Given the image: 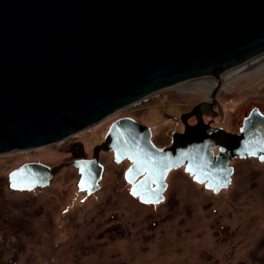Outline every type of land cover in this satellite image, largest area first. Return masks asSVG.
I'll use <instances>...</instances> for the list:
<instances>
[{
	"label": "water",
	"instance_id": "95a60500",
	"mask_svg": "<svg viewBox=\"0 0 264 264\" xmlns=\"http://www.w3.org/2000/svg\"><path fill=\"white\" fill-rule=\"evenodd\" d=\"M263 54L264 0H0V155L65 140L154 91L218 78ZM101 149L132 162L127 178L144 174L132 193L146 203L161 200L167 172L182 166L218 192L230 183L231 159L264 161V115L252 108L237 134L198 119L162 149L148 127L120 119L92 160L26 162L8 187L44 188L74 166L84 190Z\"/></svg>",
	"mask_w": 264,
	"mask_h": 264
},
{
	"label": "rangeland",
	"instance_id": "374dc122",
	"mask_svg": "<svg viewBox=\"0 0 264 264\" xmlns=\"http://www.w3.org/2000/svg\"><path fill=\"white\" fill-rule=\"evenodd\" d=\"M246 74L220 86L224 99L233 100L222 107L237 121L264 106V66ZM197 80L205 79L181 85L189 107L205 99L194 89L204 85L192 83ZM149 111L137 117L151 125ZM77 137L0 155V264H264V163L257 159L233 161V183L225 192L212 195L184 177L179 191L169 193L172 201L156 208L135 204L124 190L122 168L104 156V188L89 199L77 191L78 176L68 166L47 187L9 189L8 174L23 163L70 162L67 147ZM111 215L124 226L114 239L103 224Z\"/></svg>",
	"mask_w": 264,
	"mask_h": 264
},
{
	"label": "flooded vegetation",
	"instance_id": "af4514ba",
	"mask_svg": "<svg viewBox=\"0 0 264 264\" xmlns=\"http://www.w3.org/2000/svg\"><path fill=\"white\" fill-rule=\"evenodd\" d=\"M231 69H227L222 72V74L218 78L214 77H204L201 79H205L202 81H194L192 83H203L204 85L194 88L199 93H205V99L197 102L195 105L189 107V104L185 102L184 96V88L181 87L185 82L177 84L172 87L160 89L157 91L152 92L151 94L144 97L139 102L130 104L126 107H123L107 118L97 124L94 127H90L74 135L68 137L73 138L77 137L76 140L71 141L68 144V152L72 161L77 160H92L94 149L99 146L100 144L104 143L107 137L108 132L110 131L111 126L118 120L128 118L138 122L141 125H144L150 129V138L152 143L159 149L166 148L171 146L173 136L185 133L186 129L190 126H194L199 119L204 126L208 124L213 129L222 128L226 132L229 133H239V129L242 125V122L245 117L248 116L249 112L242 117L241 120L237 121V119L233 115L226 114L224 108L222 107V101L224 103L231 104L233 100L231 99H224V96L220 93V86L221 84L227 83L230 80V73H228ZM226 74V75H225ZM225 75V76H224ZM224 76V78H223ZM188 83V81H187ZM192 83H189L188 86H191ZM178 88L179 93L175 95H168L165 94L168 91H174ZM182 90V91H181ZM165 92V93H164ZM183 93V96L181 95ZM142 105V106H141ZM253 108H258L259 112L264 115V106L257 107L254 106ZM127 110V111H126ZM150 110L149 117H150V124L140 120L137 116L140 112ZM126 111V113H123ZM195 112V115L190 116L191 112ZM208 128V127H207ZM210 128V127H209ZM64 141V140H62ZM61 142V141H59ZM213 153L216 155L218 153V147H215ZM103 156L106 157L110 162H112L115 166L121 167V177L124 184V190L126 191L128 197L133 200L136 204L139 203L145 207H158L161 204L168 203L172 201V196L169 197V193H177L180 189L181 183L179 184L180 180L183 181L184 177L189 179L191 182L196 184L197 186L202 187L203 190L210 192L212 195H218L221 192L227 191L232 183L233 177L235 174V166L233 161L235 160H245V159H252L251 157L246 158H233L229 161L228 165L233 168L232 174L230 175V183L226 188H221L218 192H214V190L207 189L205 187V183L199 184L193 180V177L190 176L187 172H185L184 167H178L175 169H171L167 172L164 182H162V191L161 194L158 195V198H161L160 201L146 203L141 200L140 195H134L132 193L133 185L138 184L143 175H130L127 178V172L129 167L131 166L132 162L125 158L120 162L115 161L114 151L108 150H99L98 152V163L101 166L100 169L92 170L94 173V181L95 184L89 183L88 187L84 190H80L78 183L81 178V174L79 170L74 166H68L75 170V173L78 176V181L76 183V189L84 196V198L89 199L93 195H96L104 188V180L105 175L107 173L106 165L103 161ZM257 159V158H253ZM258 160V159H257ZM264 163V161L262 162ZM120 172V169L118 170ZM98 173V175H97ZM114 176L117 178L119 174H115ZM156 183H152L150 189H155ZM174 197V196H173ZM142 222H140L141 224ZM153 223V222H152ZM151 223V224H152ZM105 225V234L110 236L111 238H115L117 236H122L123 228L121 221L118 219L117 216H109L105 218L104 223ZM155 225V223H154ZM141 229V228H140Z\"/></svg>",
	"mask_w": 264,
	"mask_h": 264
},
{
	"label": "bare ground",
	"instance_id": "6f19581e",
	"mask_svg": "<svg viewBox=\"0 0 264 264\" xmlns=\"http://www.w3.org/2000/svg\"><path fill=\"white\" fill-rule=\"evenodd\" d=\"M239 66V65H238ZM264 66V57L259 56L258 58H255V60H253L252 62L246 64L245 66L240 67V69L234 70L233 72H231L229 75H240V74H246V73H250L253 72L255 69H258L260 67ZM235 68V67H234ZM233 69V68H232ZM231 69V70H232ZM238 72V73H237ZM247 75V74H246ZM199 85V84H198ZM96 126V125H95ZM83 131V130H82ZM81 179V178H80ZM51 183V181H50ZM49 183V184H50ZM47 187V186H46Z\"/></svg>",
	"mask_w": 264,
	"mask_h": 264
}]
</instances>
